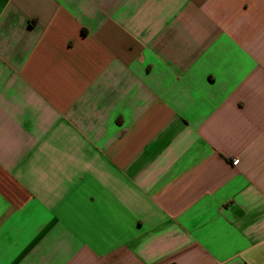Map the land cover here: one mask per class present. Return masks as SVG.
Segmentation results:
<instances>
[{
    "label": "crops",
    "instance_id": "0c3cea01",
    "mask_svg": "<svg viewBox=\"0 0 264 264\" xmlns=\"http://www.w3.org/2000/svg\"><path fill=\"white\" fill-rule=\"evenodd\" d=\"M0 264H264V0H0Z\"/></svg>",
    "mask_w": 264,
    "mask_h": 264
},
{
    "label": "built area",
    "instance_id": "2783aa9c",
    "mask_svg": "<svg viewBox=\"0 0 264 264\" xmlns=\"http://www.w3.org/2000/svg\"><path fill=\"white\" fill-rule=\"evenodd\" d=\"M238 163H239V159L238 158L233 159V164L234 165H237Z\"/></svg>",
    "mask_w": 264,
    "mask_h": 264
}]
</instances>
